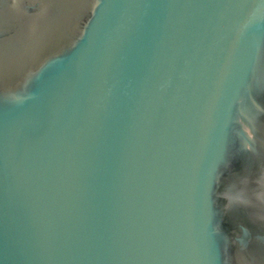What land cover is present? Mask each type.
I'll return each instance as SVG.
<instances>
[{
    "label": "water",
    "instance_id": "water-1",
    "mask_svg": "<svg viewBox=\"0 0 264 264\" xmlns=\"http://www.w3.org/2000/svg\"><path fill=\"white\" fill-rule=\"evenodd\" d=\"M0 264H264V0H0Z\"/></svg>",
    "mask_w": 264,
    "mask_h": 264
}]
</instances>
